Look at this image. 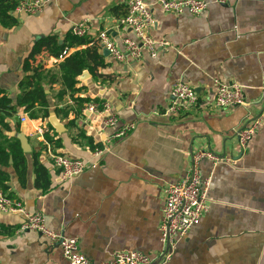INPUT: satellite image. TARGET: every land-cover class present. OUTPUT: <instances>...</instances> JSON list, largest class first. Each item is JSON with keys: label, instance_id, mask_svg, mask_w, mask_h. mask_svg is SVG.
Listing matches in <instances>:
<instances>
[{"label": "crops", "instance_id": "obj_1", "mask_svg": "<svg viewBox=\"0 0 264 264\" xmlns=\"http://www.w3.org/2000/svg\"><path fill=\"white\" fill-rule=\"evenodd\" d=\"M127 1L52 0L35 14L14 12L18 23L13 27L0 23V94L13 104L22 92L24 59L41 38L55 37L68 50L65 57L95 44L104 57L96 73L84 69L72 92L62 80L65 57L38 56L55 77L45 84L49 117L31 118L18 107L0 123L1 149L10 152L18 139L20 150L14 151L27 164L23 176L13 155L7 165L0 164L9 174L8 189L0 186V192L20 201L26 211L43 214L51 229L76 237L80 251L95 264L109 262L121 251H141L153 264H264V0H207L210 5L200 15L155 7L151 34L170 46L156 58L144 52L140 60L118 61L103 54L99 34L108 31L121 48L123 38H134L120 24ZM82 22L87 43L69 47L74 36L82 37L75 32ZM215 79L241 84L248 103L217 107ZM178 81L194 86L199 101L176 115L167 109ZM91 103H108L110 109L90 112ZM109 114L119 118L117 125H105ZM51 116L62 124L61 131ZM256 121V134L243 150L238 132ZM128 122L135 128L115 137ZM97 148L103 153L96 154ZM201 151L213 152L219 161L196 162ZM49 152L91 164L76 178L62 181ZM36 156L49 172L48 190L36 185ZM194 165L210 182L208 209L172 246L171 258L160 261L166 186L187 176ZM23 220L22 212L0 211V264H68L61 247L46 236L19 232Z\"/></svg>", "mask_w": 264, "mask_h": 264}, {"label": "built area", "instance_id": "obj_2", "mask_svg": "<svg viewBox=\"0 0 264 264\" xmlns=\"http://www.w3.org/2000/svg\"><path fill=\"white\" fill-rule=\"evenodd\" d=\"M52 0H20L14 12L35 14L41 12ZM225 2L226 0H216ZM127 14L121 18L120 24L129 27L134 38L125 37L122 40L121 48L104 30L99 34V41L110 51V55L118 61L128 59L140 60L144 52H148L152 58H156L159 52L170 43L167 40H157L152 36L151 30L155 24L154 8L158 7L163 12L177 15L189 12L200 15L207 10L210 2L207 0H128ZM87 24L80 23L75 32L83 36L87 33ZM66 53V52H65ZM215 89L213 92L214 104L219 108H228L246 105L244 87L238 82H225L215 79ZM199 101L196 88L184 81H178L172 88V99L167 109L170 114H184L192 110ZM110 104L91 103L87 110L90 112L104 113L109 111ZM27 115L22 116V121L27 120ZM119 118L114 114H109L104 118L106 126H115ZM257 121L252 125H247L238 132L239 145L243 150L248 146L256 134ZM135 128L134 122L125 123L115 134V137L126 136ZM40 134L44 133L42 128L38 129ZM50 153V152H49ZM96 154L103 153L97 148ZM59 176L62 181H69L84 173L90 166V162L69 157L64 154L50 153ZM202 158H209L214 162L219 159L213 152L201 151L195 155V161ZM210 182L203 181L200 172L194 165L191 172L184 178L170 183L165 189L163 212L160 222V235L164 244L161 252V261L171 258L172 246L177 240L186 236L189 231L198 225L208 209L210 198L208 196ZM0 211L5 213L22 212L24 220L20 225L19 232L36 231L58 244L61 247L63 256L68 264H95L79 249V241L76 237L66 235L61 231L51 229L43 214L31 213L25 210L22 203L12 199L5 193L0 192ZM1 227V225H0ZM154 259L141 251H121L114 255V258L102 264H153Z\"/></svg>", "mask_w": 264, "mask_h": 264}, {"label": "trees", "instance_id": "obj_3", "mask_svg": "<svg viewBox=\"0 0 264 264\" xmlns=\"http://www.w3.org/2000/svg\"><path fill=\"white\" fill-rule=\"evenodd\" d=\"M20 0H0V23L4 27H13L18 23V18L14 13L16 6ZM87 43L86 36H74L70 42L69 47ZM57 50V51H56ZM47 52L57 57L64 58L68 50L65 45L57 44V40L53 36H48L38 40L32 47L28 56L24 59L23 70L25 75L21 79L19 86L22 90L18 96L16 104L12 103V99L8 96H1L0 94V123H5L6 116H12L18 107H23L26 112L30 114L31 118H47L49 117V103L47 93L45 92V84L55 81L53 74L45 68L44 64L38 62V56ZM66 52V53H65ZM103 55L99 52L98 44L89 46L85 49L75 51L73 54L65 57L60 64L62 71V80L66 89L75 91V86L78 82L77 77L81 75L84 69H89L92 74L96 73L95 67L103 65ZM50 77V79H47ZM67 91L63 90L59 96L63 97ZM82 101H85L82 100ZM39 107V108H38ZM92 142V139H89ZM20 150V141L14 140L11 144L10 152L5 148L0 147V164L7 165L9 162L10 154L15 159V168L17 172L23 176L26 174L27 164L24 156H20V160L15 153L16 148ZM15 150V151H14ZM35 171H36V185L43 190H48L51 186L49 172L47 168L35 157ZM9 174L0 170V186L3 191H7V181Z\"/></svg>", "mask_w": 264, "mask_h": 264}, {"label": "water", "instance_id": "obj_4", "mask_svg": "<svg viewBox=\"0 0 264 264\" xmlns=\"http://www.w3.org/2000/svg\"><path fill=\"white\" fill-rule=\"evenodd\" d=\"M103 54H104L105 56H109V55H110V51H109L107 48H104V50H103ZM50 121H51V123L56 127V129H57L58 131H61V130H62L63 126H62V124L57 120L56 116H51V117H50ZM159 259H160V261H161V258H159Z\"/></svg>", "mask_w": 264, "mask_h": 264}]
</instances>
